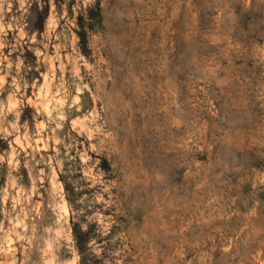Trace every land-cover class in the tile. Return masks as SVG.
<instances>
[{
    "label": "rangeland",
    "instance_id": "1",
    "mask_svg": "<svg viewBox=\"0 0 264 264\" xmlns=\"http://www.w3.org/2000/svg\"><path fill=\"white\" fill-rule=\"evenodd\" d=\"M0 264H264V0H0Z\"/></svg>",
    "mask_w": 264,
    "mask_h": 264
},
{
    "label": "trees",
    "instance_id": "2",
    "mask_svg": "<svg viewBox=\"0 0 264 264\" xmlns=\"http://www.w3.org/2000/svg\"><path fill=\"white\" fill-rule=\"evenodd\" d=\"M82 234H77V232H75V238H76V242L78 244V247L81 248L82 247V243H83V240H82Z\"/></svg>",
    "mask_w": 264,
    "mask_h": 264
},
{
    "label": "bare ground",
    "instance_id": "3",
    "mask_svg": "<svg viewBox=\"0 0 264 264\" xmlns=\"http://www.w3.org/2000/svg\"><path fill=\"white\" fill-rule=\"evenodd\" d=\"M171 84V87L170 88H173V86H172V84L173 83H170ZM169 98V95L166 93V99H168ZM185 158V157H184ZM188 161V160H187ZM184 163H186V162H184Z\"/></svg>",
    "mask_w": 264,
    "mask_h": 264
}]
</instances>
